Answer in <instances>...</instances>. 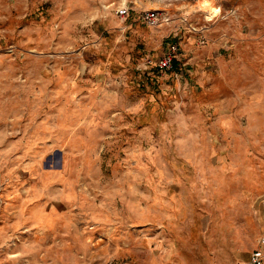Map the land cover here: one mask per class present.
Masks as SVG:
<instances>
[{
  "label": "rangeland",
  "instance_id": "obj_1",
  "mask_svg": "<svg viewBox=\"0 0 264 264\" xmlns=\"http://www.w3.org/2000/svg\"><path fill=\"white\" fill-rule=\"evenodd\" d=\"M150 9L175 20L135 19ZM172 41L177 70L160 72ZM257 250L264 0H0V264Z\"/></svg>",
  "mask_w": 264,
  "mask_h": 264
},
{
  "label": "built area",
  "instance_id": "obj_2",
  "mask_svg": "<svg viewBox=\"0 0 264 264\" xmlns=\"http://www.w3.org/2000/svg\"><path fill=\"white\" fill-rule=\"evenodd\" d=\"M122 17L130 16L131 12L129 8L119 10ZM135 19L150 27H165L169 26L173 20H175L170 13L162 9H150L144 10L136 15ZM163 55L155 61V66L160 72H174L176 69L175 62L179 55L180 44L177 41L166 43ZM238 264H264V251H254L247 262Z\"/></svg>",
  "mask_w": 264,
  "mask_h": 264
},
{
  "label": "crops",
  "instance_id": "obj_3",
  "mask_svg": "<svg viewBox=\"0 0 264 264\" xmlns=\"http://www.w3.org/2000/svg\"><path fill=\"white\" fill-rule=\"evenodd\" d=\"M225 35H226V34H224V36H225ZM225 37H226V36H225ZM224 40H226V38H224ZM210 49H212V48H210ZM162 55H163V53H162ZM162 55H161V56H162ZM161 56H160V57H161ZM160 57H159V58H160ZM159 58H158V59H159ZM177 65L179 66L178 63H177ZM175 70H177V66H176V69H175Z\"/></svg>",
  "mask_w": 264,
  "mask_h": 264
}]
</instances>
